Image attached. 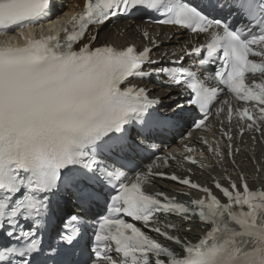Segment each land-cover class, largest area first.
<instances>
[{
  "label": "snow or ice",
  "instance_id": "1",
  "mask_svg": "<svg viewBox=\"0 0 264 264\" xmlns=\"http://www.w3.org/2000/svg\"><path fill=\"white\" fill-rule=\"evenodd\" d=\"M54 7L55 0H0V32L20 29L27 41L0 44V264H264V190H251L247 182L242 191L235 183L229 188L217 182L224 203L189 178L166 177L205 194L186 204L145 190L157 175L151 165L131 179L123 165L107 162L132 149L133 129L147 137L171 127L183 111L177 103L174 116H161L160 100L129 78L164 74L190 90L189 103L202 114L193 120L196 129L205 127L212 104L226 88L238 100L255 102L253 108L235 110L245 121L241 132L260 130L264 83L249 85L247 76L264 77V0H85L83 10L62 27V37L26 36L25 28L51 22ZM138 13L210 37L188 55L203 53L197 61L201 67L217 64L211 79L224 88L209 87L207 77L189 68L146 70L157 63L148 47L93 48L97 37L92 35L76 50L90 26L99 30ZM143 35L151 39L147 31ZM232 113L229 107V120ZM105 188L115 193L107 196L106 214L94 223L71 216L57 233V244L44 247L58 200L70 195L87 209ZM158 213L198 217L209 229L197 243L160 227L150 229L179 246L178 254L137 226L150 227Z\"/></svg>",
  "mask_w": 264,
  "mask_h": 264
},
{
  "label": "bare ground",
  "instance_id": "2",
  "mask_svg": "<svg viewBox=\"0 0 264 264\" xmlns=\"http://www.w3.org/2000/svg\"><path fill=\"white\" fill-rule=\"evenodd\" d=\"M83 0H66V4L63 8L64 13H69L74 11L75 9H79L82 5ZM110 23L101 29L98 34L97 43H112L116 46L125 47L130 44H135L139 47V49L143 48L144 45L154 47V50L151 53L153 59L159 60L162 59L163 62H167L169 58H179L183 55V47L185 45H189V37L185 34L183 30L177 32L171 27L166 26H151L149 23H145L142 20L135 19L132 20H121L118 21L113 27H110ZM149 32L151 39L146 38L143 35V32ZM209 37H202V41L207 40ZM205 74L208 79L211 81V77L208 72H202ZM141 85H146L147 87H152L151 83L147 82H139ZM183 94L182 90L170 88L163 89L160 87H154L153 97L161 96L164 100L165 107L162 111L166 114L175 112L170 109L172 103H176V97L181 96ZM219 123H216V126ZM257 131V134L254 135V132ZM264 137V127L260 128V130H254L252 133H247L243 139H239L238 137L235 140L236 147L240 148L239 153L235 156L237 164L240 165L242 170L248 173L253 178H257V174L259 173L260 166L264 165L261 163L264 158V150L259 143L260 140ZM199 140L195 135L189 140V144L192 146H198ZM246 144L251 147L246 146ZM179 143H173L172 145L163 144L162 150L159 154H164L166 156H171L170 161V169L166 170L168 172L176 171L183 173L176 166L181 165L180 158L176 155V151L179 150ZM131 157H135L137 155V149L132 147ZM220 163L211 162L210 164L214 165L211 171L204 172H196L195 179L199 180L204 184L210 183L212 181V176H221L223 171L220 167H229L231 168L230 162L225 158L221 160ZM264 170V169H263ZM232 172V170L230 169ZM211 172V173H209ZM254 186L264 184V172L261 177L260 176L254 180ZM148 190L152 191H164L169 192L172 195H177V188L161 181H154L153 186H149ZM177 226L180 225V229L178 228L176 233H182L185 236H188L184 233V230L187 226H192L193 232H187L190 234L191 238H194L195 235L204 233L203 230H200V225H185L182 221H170ZM189 237V236H188ZM175 249L178 248L175 246Z\"/></svg>",
  "mask_w": 264,
  "mask_h": 264
},
{
  "label": "rangeland",
  "instance_id": "3",
  "mask_svg": "<svg viewBox=\"0 0 264 264\" xmlns=\"http://www.w3.org/2000/svg\"><path fill=\"white\" fill-rule=\"evenodd\" d=\"M117 23H118V22H117ZM117 23H116V24H117ZM114 25H115V23H114V24H111V25H110V27H113ZM184 233H185V234H187V235H188V236L191 238L190 234H189V233H187V231H186V230H184Z\"/></svg>",
  "mask_w": 264,
  "mask_h": 264
}]
</instances>
